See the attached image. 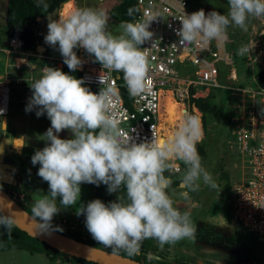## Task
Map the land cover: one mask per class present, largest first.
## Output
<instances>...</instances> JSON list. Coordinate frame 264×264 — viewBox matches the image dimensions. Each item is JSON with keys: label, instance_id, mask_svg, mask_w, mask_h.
I'll return each instance as SVG.
<instances>
[{"label": "clouds", "instance_id": "9594fccd", "mask_svg": "<svg viewBox=\"0 0 264 264\" xmlns=\"http://www.w3.org/2000/svg\"><path fill=\"white\" fill-rule=\"evenodd\" d=\"M144 16L143 22H121L120 35H113L107 29L109 18L104 10L76 8L56 19L48 16L45 43L59 46L64 63L72 71L82 67L83 60L75 49L83 48L103 70L122 72L129 95L135 97L149 92L148 59L141 45L152 39L150 24L160 17L151 12ZM252 17L264 18V0H228L224 13L200 9L177 17L182 26L176 35L183 46L213 40L220 43L226 40L229 26L247 31V21ZM238 51L244 55L248 48L242 46ZM103 70L98 77L103 87L98 93L85 87L83 78L48 66L29 83L32 96L26 111L35 109L37 117L46 113L51 121L47 131L38 134L46 145L31 158L33 165H40L37 175L49 185L48 193L34 200L32 206L40 234L62 231L59 225H53L54 216L61 208L76 206L81 185L90 183L107 185L109 194L119 193L107 204L94 199L75 207L78 216L85 215L86 228L93 238L114 251L135 255L146 239H155L163 247L193 238L196 227L188 207L189 197L173 199L169 192L171 175L164 173L175 174L180 161L185 166L180 176L184 189L195 192L201 183L218 187L202 166L197 150L202 138L200 117L183 112L176 130L165 141L161 142L154 131L151 142L135 143L118 126L112 111L114 89ZM66 129L72 138L60 137ZM180 202L187 210L181 211ZM13 211L0 208V227L9 234L15 225Z\"/></svg>", "mask_w": 264, "mask_h": 264}, {"label": "built area", "instance_id": "2783aa9c", "mask_svg": "<svg viewBox=\"0 0 264 264\" xmlns=\"http://www.w3.org/2000/svg\"><path fill=\"white\" fill-rule=\"evenodd\" d=\"M96 2L98 10H104L107 16L110 9L120 3L118 1L115 5L114 0ZM136 3L139 14L133 23L143 22L145 12L160 15L150 24L152 39L141 45L148 59L149 92L130 96L123 73L103 70L100 63L93 64L83 48H77L76 51L83 60L82 67L77 69L80 72L79 79L83 78L84 86L98 93L103 87L98 81L103 70L105 79L114 89V95L111 97L112 111L118 120V126L124 135L131 136L135 143L151 142L154 131L159 139L165 137L164 129L160 128V112L164 108L162 99L168 91L179 101L190 97L218 100L221 112L223 91L230 90L231 95L240 91L239 98L233 100L229 97L225 106L229 125L227 144L238 154V162H235L234 166L240 171V176L231 183L228 208L234 222L264 239V89L258 84L252 87L221 82V73L232 56L228 50V38L220 43L213 40L209 44H180L176 30L182 25L177 17H182L185 12L191 14L202 9L195 7L191 0H136ZM204 10L206 13L210 12L208 9ZM153 43H156V46L152 47ZM246 47L248 51L242 56L246 60L255 61L259 54L253 56L250 48ZM3 51L13 56L16 68L26 66L30 74L27 79L31 82L33 71L38 70L42 74L44 68L50 67L49 62L68 67L61 53L58 56L42 55L46 60L41 65L31 64L29 58L34 53L23 48V41L18 36L8 37ZM230 76L232 78L233 74ZM10 92V80L6 74V78L0 80V109L4 110L3 116L9 112ZM27 92L32 94L30 86ZM179 166L180 163L177 162L178 169ZM9 195L20 204L18 195ZM19 197L20 200L23 199L22 196Z\"/></svg>", "mask_w": 264, "mask_h": 264}, {"label": "rangeland", "instance_id": "374dc122", "mask_svg": "<svg viewBox=\"0 0 264 264\" xmlns=\"http://www.w3.org/2000/svg\"><path fill=\"white\" fill-rule=\"evenodd\" d=\"M191 2L196 5L197 8L208 9L209 11H219L224 13L228 9V0H191ZM74 9L76 8H91L98 10L96 0H73L72 1ZM99 3V0H98ZM113 4L117 5L118 1L114 0ZM7 0H0V23L3 21V17L6 14ZM61 6V5H60ZM56 8L48 16L56 19L60 16L59 9ZM116 8V7H114ZM110 9L109 19L107 29L113 35H120L121 21L112 13L113 9ZM48 16L43 19L38 28V41L37 50L34 55L38 54H49L53 55L59 51V46H50L45 43V36L48 32ZM227 38L229 40L228 50L230 56V61L223 69L220 80L227 85H249L255 87L257 84V74L260 70L264 68V18H249L247 21V31H244L235 26H229L227 29ZM7 38L0 36V76L6 77V74L10 80L11 92H10V102H9V112L6 115L7 119L10 118L12 126L15 128L14 132L8 131L3 128L2 123H0V128L4 129L0 132L1 135L7 136L8 148L12 143V138L14 136L23 135L25 142L20 153L15 154L10 152V159L13 162L21 164L23 163L22 169L28 171L29 167L31 172L30 180H27L21 187H5L0 183V187L7 190L8 194L18 195L20 204L25 208H31L33 206L34 200L41 198L42 196L36 195L30 187V184H39L43 181L38 175L39 164L33 165L31 158L35 151L42 149L46 145V141L38 139V134H43L48 128H39L38 124H44L45 120L42 117H37L35 109L31 112L26 111V106L29 102L32 94H28L30 74L28 73L26 66L22 68H16L14 66V58L11 55H7L3 49L6 47ZM242 46H248L253 52V56L259 54V57L255 61L246 60L242 55L239 54V49ZM77 51V49H75ZM34 53V51H33ZM35 58V57H34ZM93 58V57H92ZM94 59V58H93ZM40 60V59H39ZM38 58L31 60L30 62L39 66ZM97 63V62H96ZM50 67L57 68L56 66L50 64ZM63 69V68H58ZM64 71V70H63ZM66 71V70H65ZM231 73L233 77L231 78ZM40 77L37 70L33 71L32 82ZM193 92V91H192ZM240 93V91H238ZM229 97L233 100L239 98V93H232L229 90ZM201 98V97H199ZM192 98L185 100V109L189 114L198 115L202 123V138L201 141L204 147V159L202 161V166L212 175L213 179L217 184V174L214 170V166L219 163L229 172L230 182L233 183L237 177L240 176V171H238L234 164L238 162V154L236 151L230 149L229 145H225L227 148L221 153V146L219 147V135H216L215 126L217 121L213 118L215 114L213 112H203L198 106L197 99ZM224 98V91L223 97ZM203 99V98H201ZM207 102V99H205ZM204 100V102H205ZM180 102V101H178ZM205 102V103H206ZM227 102V101H226ZM184 105L183 102H181ZM164 109V111H166ZM199 111V112H198ZM198 112V113H197ZM201 112V114H200ZM165 114V113H164ZM206 116H205V115ZM204 115V116H203ZM2 117H0L1 119ZM203 118H205L203 120ZM180 119L176 117L170 120V123L174 120ZM166 117H163L162 124L167 123ZM224 124L226 125L227 131L229 130V125L227 123V118L224 117ZM61 138L68 139L72 133L69 130H64L59 133ZM12 150V148H10ZM9 153V154H10ZM223 156L224 161L219 162V158ZM180 163V161H177ZM216 168V167H215ZM47 183V182H45ZM170 194H173V199L177 198L178 192H174L169 188ZM98 191L92 190V185L90 183H83L81 185V196L80 202L85 205L94 200L99 199L97 195ZM118 193H112L113 197L117 199ZM231 191L229 192L230 197ZM22 196V200H20ZM192 196L199 201L198 207L191 211V219L196 227L195 235L191 239H183L174 244H165L161 247L157 240L146 239L142 242L139 253L135 254L140 257L142 261L150 263L154 258L160 257L164 260L171 262H186L188 264H254L253 261L243 259L240 253L235 250L228 239L233 235L235 228L239 227V224L227 220L223 214L224 208H228V198L223 201L221 206H218L215 214L211 215L207 213V206L211 200L217 201L221 197V187L213 189L205 186L201 183L199 190L192 192ZM80 202L74 207H69L67 209L61 208L60 212L54 216L53 221L67 226L72 230L81 232L84 236L90 234L85 225V215H77L76 208H79ZM57 206L61 207L59 200L57 199ZM76 207V208H75ZM184 211V210H181ZM229 215L230 210L228 211ZM50 257L46 256L44 253H30L26 250L16 249L0 251V264H56ZM54 260L59 261L60 264H81L76 263L69 258V255L54 256ZM199 260L201 263H199Z\"/></svg>", "mask_w": 264, "mask_h": 264}, {"label": "trees", "instance_id": "16d2710c", "mask_svg": "<svg viewBox=\"0 0 264 264\" xmlns=\"http://www.w3.org/2000/svg\"><path fill=\"white\" fill-rule=\"evenodd\" d=\"M73 0H7L6 6V14L3 17V21L0 23V36L8 38L10 36H18L23 41V48L25 50L34 51L37 50V35H38V28L43 19H45L49 14H51L56 8L60 5L61 11L67 5H71ZM120 3L119 5L114 8V15L121 21V22H132L139 14V9L137 7L136 0H118ZM47 5V9L44 8V5ZM132 10L131 14H129V10ZM60 51L56 52L55 54H59ZM36 58V57H35ZM34 57H31V60H35ZM39 60V59H38ZM41 63V60H39ZM99 63V62H98ZM56 66L55 64H52ZM64 72L75 76L77 79L80 78V72L78 70L71 71L68 67L64 66ZM66 70V71H65ZM257 84L264 89V68L260 70L256 76ZM229 90H224V98L222 99V112H221V105L218 100H205V98L197 99L198 107L203 110V112H213L214 119L217 121L215 126L216 135H219V147L221 146V153L223 151L226 152V141L228 138V131L226 125L224 124V117L227 118L225 112L226 101L229 99ZM168 104L164 106V115H166L167 122L170 120L180 117L181 113L184 110L177 105L175 102H172V96H169L164 102L168 101ZM205 100V102H204ZM127 101V100H126ZM182 104V103H181ZM183 105V104H182ZM185 109H188L184 106ZM36 113V110H35ZM205 115V114H204ZM203 115V116H204ZM206 116V115H205ZM43 120H45L44 124H38L39 128H49L51 126V121L48 119L47 114L45 113L41 116ZM205 118H203L204 120ZM7 130L10 132H14L15 128L12 126L11 119H7ZM72 138V135L69 137ZM197 150L201 157V160L204 159V147L203 143L199 142L197 144ZM219 162L224 161L223 156L220 157ZM181 167L184 169L185 166L181 162ZM216 167V168H215ZM214 170L217 174V185L221 187V197L215 201L214 207H211V213L218 212V206H221L223 201L229 196V192L231 189V182H230V175L229 172L222 166L221 163L214 166ZM165 176L171 175L172 183H177L180 178H176L175 174H170L168 172L164 173ZM92 185V190L98 191L97 195L99 199L103 202L110 203L116 200L112 194H109L107 191V185L100 184L99 186L95 184ZM31 189L33 192L38 196H44L49 191L48 183H41L39 184H30ZM119 193L117 194L118 197ZM59 199V198H58ZM28 212L32 214L31 208H25ZM223 214L227 220L231 219L230 215L225 208ZM53 225H59L62 228V231H59L63 234L69 235L78 239L80 241L86 242L90 245L103 248L108 251H114L113 248L105 246L104 244L98 242L93 238L91 234L84 236L81 232L75 231L70 229L67 226H63L58 222L52 221ZM155 240V239H154ZM230 246H232L235 250H237L241 257L245 260L249 259L256 264H264V239L257 236L256 234L250 232L247 228H244L239 225V227L235 228L233 235L228 239ZM26 250L32 253H44L46 256L53 258L54 256L64 255V253L58 251L57 249L53 248L52 246L48 245L44 241L39 240L36 237L28 235L25 231L19 229L17 226L11 230V234H9L6 230L0 227V251H7V250ZM123 256H127L136 260H140V257L136 255H129L127 252L123 250L114 251ZM72 261L81 264H98L93 261H89L82 258H77L73 256H69ZM149 264H188L186 262H171L164 260L160 257L154 258L153 261H150Z\"/></svg>", "mask_w": 264, "mask_h": 264}, {"label": "water", "instance_id": "95a60500", "mask_svg": "<svg viewBox=\"0 0 264 264\" xmlns=\"http://www.w3.org/2000/svg\"><path fill=\"white\" fill-rule=\"evenodd\" d=\"M2 121L5 122V124L2 123L3 128L5 129L7 124V117L3 116ZM23 140V135L16 136L13 139L12 146L18 152L21 151L24 145ZM5 141V137L2 136L0 138V181L4 183H13L15 179L11 172L13 166L3 161V157L5 155ZM17 179L19 180V184H21L22 177L19 176ZM0 208L14 209L13 216L15 218V226L25 231L28 235L44 241L48 245L66 255L86 259L98 264H149L141 260L123 256L114 251H108L103 248L90 245L59 231H52L50 234H40L37 220L34 219L30 212H28L16 200H14L1 187ZM199 263H201L200 260Z\"/></svg>", "mask_w": 264, "mask_h": 264}, {"label": "flooded vegetation", "instance_id": "af4514ba", "mask_svg": "<svg viewBox=\"0 0 264 264\" xmlns=\"http://www.w3.org/2000/svg\"><path fill=\"white\" fill-rule=\"evenodd\" d=\"M4 131V129H1L0 128V132H3ZM2 136H4L5 137V139H6V141H5V155H4V157H3V161L5 162V163H8V164H10V165H12L13 166V168H12V170H11V172H12V175L15 177V179H14V182L13 183H4V182H1L0 181V183H2V185H4L5 187H21L27 180H30V174H31V172H33L32 170H30V168L32 167V166H28L29 167V170L28 171H24L23 169H22V167L24 166L23 165V163L21 162V164H19V163H16V162H13L11 159H10V156H11V153L12 152H14L15 154H17V153H20V152H18L15 148H13V146H12V144H13V139H14V137H16V136H14L13 138H12V143H11V145H10V147L8 148V143H7V136L6 135H1L0 136V138L2 137ZM24 142H25V139L23 140V144H24ZM10 148H12V150H10ZM11 152V153H10ZM10 153V154H9ZM183 171H184V169L181 167V165L179 166V169H178V171L175 173V177L176 178H180V176L182 175V173H183ZM19 176H21L22 177V180H21V184H19V180L17 179ZM41 183H43L42 181H41ZM171 189H173V191L174 192H178V195H177V198L175 199V200H182L183 199V196L184 195H187L188 197H189V200H188V207L190 208V210L191 211H193L196 207H198V205H199V201L198 200H196L195 198H194V196H192V192H189V191H187L186 189H184V187L181 185V183H180V180L177 182V183H171ZM209 189H210V187H209ZM4 191H6L7 192V190L6 189H4ZM214 203H215V200L213 201V200H211L209 203H208V206H207V213L208 214H211V215H213V214H215V213H211V207H214ZM179 206L181 207V210H187V209H185V208H183L184 207V204H183V202H180L179 203ZM225 209V208H224ZM191 211H190V213H191ZM227 211H229V209H227ZM230 218H231V215H230ZM232 220V219H231ZM233 221V220H232ZM255 263V262H254ZM256 264V263H255Z\"/></svg>", "mask_w": 264, "mask_h": 264}, {"label": "bare ground", "instance_id": "6f19581e", "mask_svg": "<svg viewBox=\"0 0 264 264\" xmlns=\"http://www.w3.org/2000/svg\"><path fill=\"white\" fill-rule=\"evenodd\" d=\"M73 10H74L73 6L69 4V5H67L66 7H64L61 10L60 15L61 14H65L66 15V14L70 13ZM77 55L81 58V56H80L79 53H77ZM93 61H94V59L90 56V62H92L93 64H96V65L99 64L98 62L96 63V62H93ZM5 78L6 77H4L3 75L0 76V80H4ZM170 93H171L170 91L167 92L168 95L166 94L163 97L162 103H163V100L164 99L166 100L169 96H171ZM172 100H173L172 102H175L177 105H179L184 110V112H186L184 106L181 104V102H183L184 105L186 106L185 100H181L180 102H178L179 100H175L173 97H172ZM169 101L170 100L164 102V104L162 106L163 107L166 106ZM263 102H264V100H263ZM163 115H164V108L160 112L161 121H163V117H166V116H163ZM179 120L180 119L174 120L171 123L166 121L167 122L166 124H164V123L162 124V122H161L160 128H163L164 129V136H165L164 138H161L160 137V141L161 142L165 141L170 136V134L173 133L176 130V128L178 126V123H179ZM202 133H203V131H202Z\"/></svg>", "mask_w": 264, "mask_h": 264}, {"label": "crops", "instance_id": "0c3cea01", "mask_svg": "<svg viewBox=\"0 0 264 264\" xmlns=\"http://www.w3.org/2000/svg\"><path fill=\"white\" fill-rule=\"evenodd\" d=\"M36 52H34V54H35ZM60 54V53H59ZM42 55H44V56H49V55H46V54H38V55H32V56H30V58L31 57H37L38 59H40V60H42V62L44 61V60H46L44 57H42ZM53 56H58V54H53ZM30 58H29V62H30ZM31 63V62H30ZM32 64V63H31ZM50 64H55L56 65V67L57 68H63L64 66H60V64H57L56 62H49V66H50ZM38 71V70H37ZM39 73V72H38ZM39 75H41L40 73H39ZM171 94V93H170ZM168 95V94H167ZM163 116H166V115H163ZM1 117V116H0ZM0 121H2V118L0 119ZM7 126V125H6ZM6 129H7V127H6ZM49 259H51V258H49ZM51 261H53L54 263H56V264H60L59 263V261H57V260H54V258H52L51 259Z\"/></svg>", "mask_w": 264, "mask_h": 264}]
</instances>
